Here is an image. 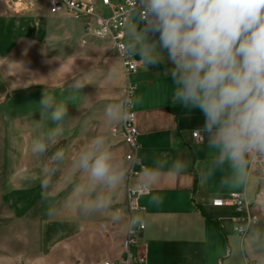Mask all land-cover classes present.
Listing matches in <instances>:
<instances>
[{"label":"crops","instance_id":"crops-1","mask_svg":"<svg viewBox=\"0 0 264 264\" xmlns=\"http://www.w3.org/2000/svg\"><path fill=\"white\" fill-rule=\"evenodd\" d=\"M93 4L96 14H110L99 1L94 0ZM34 9L50 15L44 6ZM78 22L82 30V23ZM131 58L138 62L135 72L125 74L118 57L105 62L101 81L84 80L85 85L79 90L67 85L46 91L57 100L65 99L70 93L76 100L67 105L59 143L42 157L32 156L31 141L54 127L39 112L43 93L32 92L16 98L22 137L17 136L14 179L4 188L11 193L5 196L6 206L16 219H88L81 208L88 206L89 192L95 191L96 201L108 196L107 208L120 211L126 204L127 188L145 184L148 192L135 198L128 219L129 226L136 219L142 221L143 229L137 233L133 251L144 255L149 264H246L247 260L259 264L262 223L257 222L242 238L233 230V208H214L211 201L230 193L240 194L253 205L258 220L264 219V176H260L249 158L244 184L233 178L227 163L213 171L212 155L206 143L192 137V133L203 128L202 113L172 102V80L166 73L172 65L165 62L146 67L137 57ZM125 96L139 101L131 109L138 129L136 160L144 166L127 183L125 172L131 165L124 159L128 148L123 143L122 122L109 119L105 113L109 103L119 104L123 109ZM95 136L106 140L114 167L122 174L121 181L113 187L93 182L86 172L71 167L78 149ZM60 147L66 150L65 159L55 165L51 182L43 188V175L53 164L52 153ZM177 160L186 165L179 175L173 168ZM73 181L75 185L71 188ZM45 192L46 203L40 204L38 200L44 199ZM49 206L56 210L52 216L47 214ZM121 256L122 251L117 259Z\"/></svg>","mask_w":264,"mask_h":264},{"label":"clouds","instance_id":"clouds-1","mask_svg":"<svg viewBox=\"0 0 264 264\" xmlns=\"http://www.w3.org/2000/svg\"><path fill=\"white\" fill-rule=\"evenodd\" d=\"M128 15L121 55L137 57L146 67L165 62L172 65L166 71L172 80V102L202 113L203 128L194 136L206 143L212 155L210 167L215 171L227 163L233 178L246 183L248 158L264 156V0H130ZM88 75L74 79L71 88L81 89ZM75 100L71 93L57 100L44 90L39 112L54 127L33 137V157H42L59 143L67 105ZM138 102L125 96L123 109L109 103L105 113L113 121L126 122L129 109ZM65 156L63 147L52 153L53 164L43 175V188ZM71 167L108 187L122 179L101 136L92 137L78 149ZM173 168L179 175L186 165L177 160ZM107 207L98 198L81 212ZM55 213L49 206L47 214ZM112 219L119 221L120 217ZM137 224L143 226L140 218L133 226Z\"/></svg>","mask_w":264,"mask_h":264},{"label":"rangeland","instance_id":"rangeland-1","mask_svg":"<svg viewBox=\"0 0 264 264\" xmlns=\"http://www.w3.org/2000/svg\"><path fill=\"white\" fill-rule=\"evenodd\" d=\"M109 59H118L111 39L85 36L69 16L37 9L16 15L0 1V264H102L120 256L129 229L128 198L121 212L106 208L87 213L88 219H16L5 203L11 193L4 191L14 179L17 136L22 137L16 98L71 85L84 73L90 83L101 81ZM124 179L127 183L128 171ZM88 195L91 206L96 193ZM43 197L40 204L46 192ZM260 222L258 254L264 264V219Z\"/></svg>","mask_w":264,"mask_h":264},{"label":"built area","instance_id":"built-area-1","mask_svg":"<svg viewBox=\"0 0 264 264\" xmlns=\"http://www.w3.org/2000/svg\"><path fill=\"white\" fill-rule=\"evenodd\" d=\"M13 14H23L33 10L36 7H46L50 15H67L70 18L82 23V31L85 36L96 38H109L113 42L114 49L119 57L121 67L125 74L135 72L138 68V62L131 58L121 55L123 41L125 39V26L128 23V10L130 0L112 1L97 0L100 5L110 11L109 15H98L94 9V0H0ZM124 107V106H123ZM129 119L122 122L121 133L123 143L127 146L128 152L124 159L130 163L128 170L129 179L136 177L144 166L136 160L138 145L136 142L138 129L136 125V116L132 109H129ZM192 137L199 139L198 136ZM250 163L257 168L261 177L264 175V156L252 155L249 157ZM137 167L135 170L133 167ZM148 188L145 184H138L127 189V198L130 209L135 207V198L146 194ZM214 208L231 207L235 215L231 217L233 230L236 234L244 238L251 228L258 222V217L253 212V205L237 193H230L224 198H215L211 201ZM143 229V226L131 224L128 229L126 239V251H122L119 259L105 261L102 264H149L144 255L136 254L133 247L137 243V233ZM246 264H257L252 260H247Z\"/></svg>","mask_w":264,"mask_h":264},{"label":"bare ground","instance_id":"bare-ground-1","mask_svg":"<svg viewBox=\"0 0 264 264\" xmlns=\"http://www.w3.org/2000/svg\"><path fill=\"white\" fill-rule=\"evenodd\" d=\"M126 239H127V235H126V237L122 241V251H126Z\"/></svg>","mask_w":264,"mask_h":264}]
</instances>
